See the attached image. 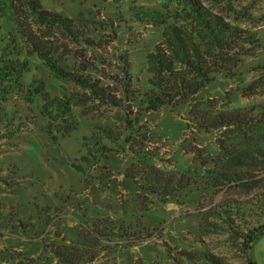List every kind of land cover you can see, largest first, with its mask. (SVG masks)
<instances>
[{
    "label": "trees",
    "instance_id": "16d2710c",
    "mask_svg": "<svg viewBox=\"0 0 264 264\" xmlns=\"http://www.w3.org/2000/svg\"><path fill=\"white\" fill-rule=\"evenodd\" d=\"M223 1L159 0L108 15L106 23L98 25L111 35L147 32L149 41L138 69L133 71L129 52L124 51L119 56L118 74L101 77L89 72L88 66L81 71L70 68L67 61L57 58L54 44L38 37L41 31L47 33V40L60 35L77 44H91L62 10L47 9L40 0H0V125L7 126L12 137L16 129L20 132L32 123L57 149L63 142H72L75 153H66V164L68 172L78 177L74 183L24 169L15 162L0 165L1 184L10 189L6 192L0 186V223L5 221L6 229L17 228L24 234L40 226L45 230L51 225L47 216L59 217L72 208L78 215L74 218L75 238L53 244L51 254L56 264H87L104 241L119 239L127 244L130 239H143L144 233L151 237L147 231L152 224L144 220L148 211L142 210L150 198L181 205L182 199L199 197V206L208 202L207 215L224 219L229 228L235 219L253 220L247 233L241 234L240 246L246 263L254 264L249 251L264 233V101L260 106L211 111L207 103L195 100L212 83L241 79L246 59L264 45L263 32L256 30L257 19L243 26L240 22L246 16L233 8L235 0H226L220 7ZM247 69L262 72L231 95L245 98L264 91V58L251 61ZM53 78L71 83L80 92L55 86ZM90 99L117 110L122 130L108 124L82 130L74 108ZM185 107L186 126L219 132L217 152L197 156L201 172L165 171L145 156L116 164V156L127 149L136 154L133 148L149 115L161 110L181 115ZM104 170H113L120 178L117 186L127 192L130 206L119 209L112 199L114 211L112 204L108 208L105 204L102 212L87 204L86 187L102 188L108 183L109 173ZM22 173L27 175L15 177ZM14 178L22 181L17 188L12 186ZM234 189L246 191L247 199L259 195L260 200H251L258 216L250 214L246 200L240 203L223 196L214 202L219 193L226 195ZM134 208L145 213L136 217ZM206 257L209 264H219Z\"/></svg>",
    "mask_w": 264,
    "mask_h": 264
},
{
    "label": "rangeland",
    "instance_id": "374dc122",
    "mask_svg": "<svg viewBox=\"0 0 264 264\" xmlns=\"http://www.w3.org/2000/svg\"><path fill=\"white\" fill-rule=\"evenodd\" d=\"M157 1L159 0H40L45 8L53 11L62 10L66 16L72 18L79 33L92 42L88 46L77 44L70 38L60 35L47 40V33L41 31L36 33L43 43L54 44L55 49L62 46V51L54 49L55 55L60 60L67 61V66L76 71L88 66L89 72L92 71L96 76L116 75L120 65L119 56L124 51L129 52L132 69L135 71L141 62L144 46L149 41L148 33L135 31L129 37L118 33L114 36L98 24L106 23L108 15L115 12L136 4ZM225 1L219 6H223ZM232 4L236 11L246 16L240 24L247 27L245 24L257 19L259 26L256 30L260 28L258 33L261 34L262 31L264 35V0H235ZM126 38L128 43L125 42ZM262 58H264V45L246 59L247 65L243 69L244 75L241 79L210 84L195 97L196 102L207 103L211 111L260 106L264 101V91L245 98L231 94L236 88L258 78L262 71L259 73L248 70L247 66L251 61ZM53 79L57 87L72 93L80 92L67 81ZM10 105L9 103L8 106ZM186 110L185 107L181 115L166 110L149 115L143 123L140 133L142 135L138 138L137 146L133 148L136 154L132 155L127 149L126 153L116 156V164L121 166L130 158L141 160V157L145 156L155 166L165 171L201 172L197 156L206 157L217 152L215 140L219 132L206 133L186 126L184 117ZM27 114L30 118L29 111ZM74 115L85 132L100 124H108L115 130H122L117 110L102 105L95 99L75 106ZM75 149L76 146L72 145V142H63L59 149L52 146L42 130L32 123L20 132L16 129L12 137H9L7 126L0 125V165L3 166L15 162L24 169L38 170L43 172L42 174L53 176L54 179L62 176L76 183L78 177L73 172H68L66 164V153L74 155ZM104 172L110 174H107L108 183L105 186L86 187L83 195L87 204L96 205L102 212L106 209L101 206L107 204L108 208V204L113 203L112 199H115L119 209L130 206L127 192L117 186L120 184V178L113 170H104ZM26 175L22 173L15 177ZM4 177L6 176L3 175ZM13 182V188H17L22 181L21 178H14ZM1 183L0 181L3 190L8 192L7 190L10 189H6ZM114 193H117V196ZM202 196L204 195L200 197ZM223 196L240 203L246 200V207L251 208L250 214L259 215L258 209L251 202L253 198L260 200L259 195L247 199L246 191L234 189L226 195L219 193L214 202ZM197 198L199 197L182 199L181 205H175L173 201L164 204L150 198L142 210L148 211L147 219L144 220L152 224L153 228L150 227L151 229L147 231L151 237H145L144 233L141 235L143 239L139 241L130 239L127 244L118 242L119 239H111L109 243L104 241L97 248L98 252L93 261L87 264H209L204 256L212 258L219 264H247L240 244L243 235L251 228L253 220L249 217L242 221L235 219V224L229 228L224 219L207 215L210 211L206 198L203 201V203L207 202L205 206H199ZM132 204L134 206L135 203ZM110 208L114 211L113 204ZM135 208L134 216L145 213ZM72 210L66 208L59 217L55 218L53 215L47 216V221L51 225L45 230L42 226L37 227L29 234H24L13 227L6 229L5 221L0 223V264H56L57 261L51 254L53 244H59L67 238L73 240L76 235L74 218L78 215ZM108 214L111 215L109 212ZM203 216H206L205 222ZM249 257L254 264H264V233L253 241Z\"/></svg>",
    "mask_w": 264,
    "mask_h": 264
}]
</instances>
